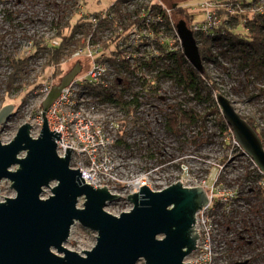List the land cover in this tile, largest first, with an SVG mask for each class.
Returning <instances> with one entry per match:
<instances>
[{
  "label": "rangeland",
  "instance_id": "1",
  "mask_svg": "<svg viewBox=\"0 0 264 264\" xmlns=\"http://www.w3.org/2000/svg\"><path fill=\"white\" fill-rule=\"evenodd\" d=\"M79 1L0 0V110L2 105H15V113L0 128V139L3 143L10 142L17 134L19 127L26 122L33 125L31 134L34 137L40 135L43 126V105L34 90L52 72L49 67L43 68L41 75L42 71L37 69L39 76H35V64L38 60L36 61L35 58L27 54L25 58L28 56L30 58L15 83L16 88L12 92H8V76L14 69L11 59L15 56H24L30 41L36 43L43 37L56 33L57 26L62 27L66 22L75 24L79 18L77 10ZM116 1L84 0V12L91 14L100 12ZM163 1L170 8L188 7L189 11L195 14L194 21H202L204 18L200 12V6L206 0ZM175 18H177L176 22L180 20L179 17ZM84 60V58H80L68 62L63 67L61 77L67 74L74 64ZM175 66L174 60L169 62L168 58L163 57L160 71L167 68L172 71ZM206 67L218 81L221 92L234 103L236 108L243 115H251L256 112L259 117L258 122L264 128V96L252 97L250 94V92L256 94V87L264 86V81L255 80L253 76L245 75L240 71L237 63H232L227 57H224L223 61L222 59L208 61ZM181 70L185 71L183 65ZM58 78H55V83ZM156 82L155 95L148 87L143 88V101L139 108L134 109L131 105L127 108L124 105L129 102L130 98L124 85L122 89L126 90L127 98L122 97V108L119 105L104 107L103 118L107 120L122 119L121 124L128 121V124L124 127L121 126L118 132V136L123 134L124 136L111 150L114 164H112L110 173L94 174L110 191L120 195L119 199L109 202L105 209L115 215L130 210L133 204L126 197V193L129 191L126 188V181L137 177L144 170L154 169L152 185L154 189H158L160 185L180 178L181 174L185 176V173H182L184 167L180 166L182 162L187 165L193 175L205 176L206 172L208 174L216 164L222 163L221 159L227 154L228 159L222 172L223 180L227 182L229 191L234 190L232 187L237 183L240 189L238 194H241V198L234 202L237 212L227 219L228 223H224V226H231L235 236H227L229 240L233 239V242L230 244V251L224 261H219L218 264H236L242 261H248L247 264H264V201L255 195L261 185L259 179L250 176L243 179L242 170L237 162L232 160L238 153L232 147L225 150L221 144L220 127L222 126L217 123L216 115H211L204 123L203 134L200 132L199 125L193 127L181 125L178 130L173 131L167 123V112L174 111L178 106L186 111L194 109L197 113L206 112L214 106L215 102L217 103L216 94H213L214 101L202 103L193 98V93L180 87L172 74L159 73ZM122 129H124V133H122ZM195 134L201 138L198 139ZM143 139L147 140L144 146ZM178 158H180L179 161L176 160ZM79 165L82 166L81 169L88 171L91 167H95L90 163L87 154L77 153L73 159L71 158V166L79 167ZM16 167L14 166L13 169ZM233 180H235L234 183H232ZM56 184L57 182L53 181L51 187H45L43 198L52 194V187ZM11 186L12 182L9 179H3L0 182V201L5 200V197L16 195L15 189ZM83 202L84 198H81L79 206H83ZM246 227L249 230H246ZM96 243L97 232L76 222L64 246L83 254L84 250L92 249ZM54 251L58 252L56 249ZM137 264L146 263L144 259H140Z\"/></svg>",
  "mask_w": 264,
  "mask_h": 264
},
{
  "label": "water",
  "instance_id": "2",
  "mask_svg": "<svg viewBox=\"0 0 264 264\" xmlns=\"http://www.w3.org/2000/svg\"><path fill=\"white\" fill-rule=\"evenodd\" d=\"M176 27L184 55L203 71L192 30L184 19ZM80 71L76 63L43 101L38 137L26 122L10 142L0 139V182L9 179L16 191L0 201V264H137L140 259L146 264H190L185 259L197 249L200 237L195 229L197 214L209 204L203 187H185L180 181L161 190L144 185L128 195L133 207L115 215L105 207L120 195L85 182L80 168L71 166L73 148L59 155L56 139L61 133L50 129L47 112ZM216 101L236 138L264 172V142L258 131L225 94L218 92ZM14 112V104L1 108L0 128ZM53 181L57 184L52 194L43 198ZM81 198L83 206H79ZM76 222L97 232V243L83 254L64 246Z\"/></svg>",
  "mask_w": 264,
  "mask_h": 264
},
{
  "label": "built area",
  "instance_id": "3",
  "mask_svg": "<svg viewBox=\"0 0 264 264\" xmlns=\"http://www.w3.org/2000/svg\"><path fill=\"white\" fill-rule=\"evenodd\" d=\"M83 1L78 2L79 32L73 37L72 52L64 55L58 65L50 66L51 74L37 85L34 92L43 104L52 87L56 85V68H63L72 60L85 59L83 62H77L81 65V71L62 89L47 112V117L50 129L61 133V139H56L59 155H66L67 147L73 148L72 159L77 153L87 154L90 163L95 167H91L90 171L81 169V165L77 168L91 175V185L104 187L102 181L94 174L110 173L114 164L111 150L121 139L118 132L121 126H126V121L121 124L122 119L107 120L102 117L105 106H116L121 101L105 99L99 91H109L113 96L122 94L125 81H130L132 88L140 96L135 97L128 91V104L134 109L139 108L143 101L142 90L148 87L153 95L156 94V77L160 72L162 57L166 58L167 54L180 49L182 43L176 27L177 22L173 18V9L163 0H117L108 8L93 14L84 12ZM260 3L256 0H206L200 6L204 18L202 21H194L189 28L198 45H202L205 38H221L235 28L237 25L235 26L232 20L236 15H242L244 12L251 15L264 13V0H260ZM59 28L60 26H57L56 33L37 42L48 47H58ZM36 43L29 42L24 56L28 54L38 60L35 64V76H39L37 69L42 71L48 53L40 50ZM124 93L126 99V90ZM123 131L124 129L122 133ZM221 138L225 150L232 147L238 153L232 160L236 161L242 170L243 179L248 173L250 177L259 179V184L264 187V172L245 151L230 126L226 134H221ZM146 141L143 139V146ZM227 159L226 154L221 159L222 163L216 164L205 176L193 175L182 162L180 166L184 167L182 173H185V176L181 174L180 178L160 185L158 189H154L152 185V168L126 181V188L129 189L126 193L127 199L129 194L138 192L144 185L152 190H161L177 181L185 187H203L207 191L209 204L198 212L195 224V229L200 235L197 249L185 259L187 263L218 264L219 261H224L230 250V242L233 239L229 240L227 236H234V232H230L224 223H228L227 219L237 212L234 202L241 198V194H238L240 189L237 183L232 187L234 190L229 191L227 182L223 180L222 172ZM176 160L179 161L180 158ZM244 162L246 164H243ZM234 182L235 180L232 181Z\"/></svg>",
  "mask_w": 264,
  "mask_h": 264
},
{
  "label": "trees",
  "instance_id": "4",
  "mask_svg": "<svg viewBox=\"0 0 264 264\" xmlns=\"http://www.w3.org/2000/svg\"><path fill=\"white\" fill-rule=\"evenodd\" d=\"M119 1L120 0L117 2ZM256 2L261 4L260 0H256ZM172 9L174 19H177L175 17H179L180 19H184L189 27L192 26V23L195 20V14L190 12L188 7L175 6ZM232 23L237 26L232 30H229L227 35L222 36L221 38H205V40H203L204 43L199 45L204 64L203 71H198L188 61L184 55L183 48L181 47L177 51H173L166 55V58H168L169 62H172L173 60L175 61V68L172 71L168 68L163 69L159 73L172 74L180 87H183L185 90L193 93V98L202 103L211 100L214 101L215 99L213 94L221 92V87L219 86L218 81L207 70L206 62L208 61H219V59H222L223 61V58L227 57L229 61H232V63L236 62L240 71L245 75L253 76L255 80L264 81V13H256L255 15H251L249 12H244L242 15H236L235 18H233ZM78 29L79 26L77 21L75 24L66 22L65 25L60 27L57 32V36L60 37V45L58 47H48L47 45H41L40 42L36 43V46H38L40 50L46 51L48 53V58L44 65V69L48 67L50 68V66L54 64L58 65L64 55L72 52L73 49H71V46L73 44V37ZM28 60L29 58H25V56H15L11 59V64L14 69L8 76V92H12L13 89L16 88L15 83L20 77V74L26 66V63H28ZM182 65L185 67V71L181 70ZM62 70V67H58L54 72L55 78L59 77L56 84L61 81L60 74L62 73ZM228 70L229 73H231L229 68ZM256 88V94L250 92L251 96H264V86H257ZM124 89H127L135 97L140 96L134 91L130 81H125ZM123 91L125 92V90ZM99 92L103 94L105 99L117 102H120L121 97H123L125 94L123 92L122 94L118 93L113 96V94L109 91ZM247 94L249 93L247 92ZM121 104L122 103H119V105ZM124 105L127 106V108L129 107L128 103H125ZM3 106L4 105H2V107ZM128 111H130V109H128ZM211 115H216L217 123L222 126L220 127L221 134L226 132L229 125L226 122L224 116L221 114L220 108L216 102L214 103L213 107L209 108V110L204 113H197L194 109L186 111L178 106L174 109V111L167 112V123L170 129L173 131L178 130L181 125L187 127L199 125L200 132L203 134L204 131L202 130L204 128V123L208 121ZM243 116L258 131L264 142V128L261 127L258 122V114L255 112L251 115ZM127 123L128 122L126 121L124 124L127 125ZM123 136L124 134L121 136V138ZM195 136L198 139L201 138L197 134H195ZM248 177L249 174L247 173L245 178ZM255 195L264 201V187L259 186ZM227 228L230 232H234L230 225H227ZM246 230H249L248 227H246ZM232 242H230V244Z\"/></svg>",
  "mask_w": 264,
  "mask_h": 264
},
{
  "label": "bare ground",
  "instance_id": "5",
  "mask_svg": "<svg viewBox=\"0 0 264 264\" xmlns=\"http://www.w3.org/2000/svg\"><path fill=\"white\" fill-rule=\"evenodd\" d=\"M14 113H15V112H14ZM14 113H13V114H14ZM57 149H58V145H57ZM72 167H73V166H72ZM73 168L78 169L77 167H73ZM81 171H82V170H81ZM82 176H83L85 182H87V183L90 182V181H89V178L91 177V175H90L88 172L82 171Z\"/></svg>",
  "mask_w": 264,
  "mask_h": 264
}]
</instances>
